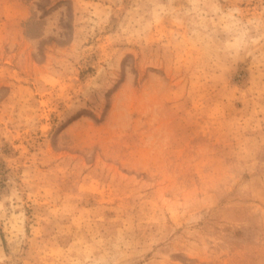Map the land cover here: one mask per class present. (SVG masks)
Returning <instances> with one entry per match:
<instances>
[{"label":"rangeland","instance_id":"374dc122","mask_svg":"<svg viewBox=\"0 0 264 264\" xmlns=\"http://www.w3.org/2000/svg\"><path fill=\"white\" fill-rule=\"evenodd\" d=\"M0 264H264V0H0Z\"/></svg>","mask_w":264,"mask_h":264}]
</instances>
